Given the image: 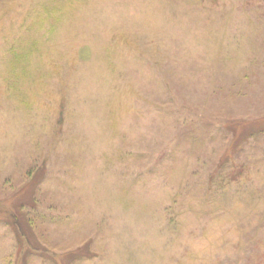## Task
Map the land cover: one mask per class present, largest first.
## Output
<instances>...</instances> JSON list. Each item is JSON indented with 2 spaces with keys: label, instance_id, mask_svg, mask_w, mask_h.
<instances>
[{
  "label": "rangeland",
  "instance_id": "374dc122",
  "mask_svg": "<svg viewBox=\"0 0 264 264\" xmlns=\"http://www.w3.org/2000/svg\"><path fill=\"white\" fill-rule=\"evenodd\" d=\"M0 264H264V0H0Z\"/></svg>",
  "mask_w": 264,
  "mask_h": 264
},
{
  "label": "trees",
  "instance_id": "16d2710c",
  "mask_svg": "<svg viewBox=\"0 0 264 264\" xmlns=\"http://www.w3.org/2000/svg\"><path fill=\"white\" fill-rule=\"evenodd\" d=\"M225 178H226V176H225Z\"/></svg>",
  "mask_w": 264,
  "mask_h": 264
}]
</instances>
